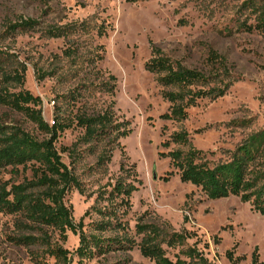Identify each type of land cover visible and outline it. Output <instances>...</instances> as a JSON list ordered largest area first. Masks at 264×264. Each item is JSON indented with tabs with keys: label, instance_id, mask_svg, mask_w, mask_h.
I'll use <instances>...</instances> for the list:
<instances>
[{
	"label": "rangeland",
	"instance_id": "rangeland-1",
	"mask_svg": "<svg viewBox=\"0 0 264 264\" xmlns=\"http://www.w3.org/2000/svg\"><path fill=\"white\" fill-rule=\"evenodd\" d=\"M248 1L0 0V47L6 52L2 67L24 77L23 83L7 86L11 92L29 91L39 97L50 126L58 120L71 125L60 134L56 148L81 182L83 193L72 188L65 202L87 233L101 220L96 211L105 205L98 199L101 190L122 174L121 165L126 164L135 167L138 190L123 221L137 243L141 236L136 235V224L142 220L171 233L193 234L185 245L166 248L172 260L187 259L184 251L196 248L208 264H252L258 249L259 264H264V216L238 197L208 199L200 188L183 183L171 160L162 157L195 148L205 152L213 166L230 161L240 146L264 130V36L237 27L238 22H255L245 7ZM23 20L39 25L12 29ZM57 27L64 28L65 35L48 36V30ZM153 47L185 67L211 75L212 85L224 95L199 100L183 122L163 119L171 104L163 98L155 75L145 68ZM213 55L220 62L215 63ZM107 109L120 122H129L131 132L113 144L112 160L100 166L102 146L81 143L84 130L76 118ZM0 123L18 126L39 140L48 138L22 113L1 105ZM180 131L189 134L190 144L165 148L163 143ZM23 176L31 178V170L16 180ZM4 177L11 175L6 172ZM21 231L26 229L17 226L15 216L0 212V264H35V247L14 241ZM53 237L60 240L57 232ZM62 245L74 253L79 236L69 232ZM73 264L156 263L134 247L83 262L74 255Z\"/></svg>",
	"mask_w": 264,
	"mask_h": 264
},
{
	"label": "trees",
	"instance_id": "trees-1",
	"mask_svg": "<svg viewBox=\"0 0 264 264\" xmlns=\"http://www.w3.org/2000/svg\"><path fill=\"white\" fill-rule=\"evenodd\" d=\"M245 7L253 13L255 22H238L237 27L264 36V3L250 0ZM37 25L39 22L35 20H23L11 27L13 30H27ZM47 34L59 38L65 35V31L62 27L50 28ZM5 58L6 52L0 47V105L22 113L48 135V138L39 140L18 126L0 123V212L15 216L17 226H24L26 231H21L14 241L19 245L35 247L34 263L73 264L74 255L79 262H83L113 251H130L138 247L145 258L156 264H208L204 254L196 248L184 251L189 261L168 257L166 248L185 245L187 239L193 236L190 232L171 233L157 224L140 220L136 224V235L141 236V241L136 242L129 225L123 221L132 207L131 197L138 190L134 166L122 164V174L101 190L98 199L105 205L96 210L101 220L93 224V232L87 233L84 222L74 220L73 209L66 204L65 198L72 188L83 193L81 182L64 164L56 148L60 134L71 125L58 120L50 126L44 119L43 103L39 97L29 91H10L8 83H23L24 77L4 71L2 64ZM216 62H220L219 57ZM221 65L225 67V62ZM145 68L155 75L157 83L163 88V98L171 104L170 112L162 116L165 120L183 122L188 118V109L199 100L218 98L225 93L212 85L215 80L211 75L185 67L157 47L152 48V57ZM110 89L113 91V88ZM76 119L77 126L84 130L81 143L95 142L102 146L98 157L100 166L112 160L113 144L131 132L126 125L129 122H120L110 109L97 115L83 114ZM171 144L188 146L189 134L186 131L172 134L163 146L169 148ZM162 157L171 160L183 183L200 188L208 199L238 197L243 203H249L255 213L264 216V130L240 146L230 161L213 166L206 153L195 148L170 151L163 153ZM29 169L31 178L23 176L21 181L16 180ZM6 172L10 173V179H5ZM54 232L59 235L58 242L54 241ZM69 232L79 236V246L74 253L62 245L67 241ZM228 257L233 259L231 251ZM259 260L257 249L252 255V264H259Z\"/></svg>",
	"mask_w": 264,
	"mask_h": 264
},
{
	"label": "built area",
	"instance_id": "built-area-1",
	"mask_svg": "<svg viewBox=\"0 0 264 264\" xmlns=\"http://www.w3.org/2000/svg\"><path fill=\"white\" fill-rule=\"evenodd\" d=\"M54 123H55V122L53 121V125H54Z\"/></svg>",
	"mask_w": 264,
	"mask_h": 264
}]
</instances>
